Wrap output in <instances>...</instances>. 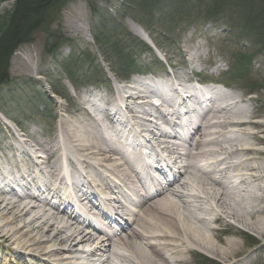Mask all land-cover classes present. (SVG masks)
<instances>
[{
    "label": "bare ground",
    "instance_id": "6f19581e",
    "mask_svg": "<svg viewBox=\"0 0 264 264\" xmlns=\"http://www.w3.org/2000/svg\"><path fill=\"white\" fill-rule=\"evenodd\" d=\"M70 24L74 32L79 31L76 23ZM130 24L135 33L145 37L144 30L139 24L133 20H130ZM20 58L21 64L23 66L27 64L28 72H31L30 68H33V64L27 61L30 59L29 56L20 55ZM194 58H188L191 64ZM175 73L176 75L168 77L172 82L185 78V74ZM160 86L163 88L159 92L156 90L158 87L141 90L126 86L132 89L127 96L130 103L125 105V109L130 110L132 123L131 121L128 123V120L123 118L121 115L123 109L117 104L114 105L113 101L107 102L106 108L101 102L96 101L93 104V111L102 112V121L98 122L91 110L84 106L77 109L78 115L82 117L81 120L69 117L60 119L56 133L51 135L48 142H37L39 150L46 155L43 161H39L27 151L26 147L24 148L23 143L16 139L11 147L15 152L20 153V159L14 156L16 160L11 163V160L7 159L6 163L14 166L13 169L19 172L20 179H29L35 187V192L27 194L24 198L12 199L11 190L5 191L0 188V237L12 247L13 254L32 260L33 256L28 254L33 255L38 252L39 258L33 257L36 259L33 260L35 263L73 264L71 259L77 258L75 254L84 253L83 249L77 246L87 245L90 257L101 256L99 264H187L186 254L194 251L213 253L226 260L227 264L242 262L243 259L235 255L236 252L241 251L235 235L225 238L220 246L214 243V239L220 240L219 233L224 230L230 229L236 235L242 233L240 229L230 226V222L225 218L236 220L246 229L264 234V219L255 216L259 212H264V208L254 204L250 207L251 210L245 209V214L239 210L246 207L247 199L258 203L263 201L259 191L260 182L264 180V151L258 147V144L264 145V141L257 132L246 130V127L253 124L252 114H248L244 100L239 95L237 97L231 95L230 103L227 97L224 98V103L216 104L218 101L213 100L209 110L200 116L198 125L184 137L187 145L184 146L182 160L186 162L183 172L186 176L183 177L181 174L176 178H170L171 181L163 190L160 188L147 195L143 201L141 199L132 223L125 221V224H121L117 221L118 230L109 236L103 227L95 229L89 222L80 220L77 207L80 211L89 213L99 224L106 225V228L113 227L111 223L105 221L107 216L103 218V215L109 211L96 210L92 202L94 196L82 188L76 173L68 174L62 170V158L65 157L67 165L75 170H88L95 165L101 166L106 173L112 174L110 176L112 180L116 179L136 191L138 176L136 174L133 176L132 162L125 160L120 163L110 152L116 153L121 145L118 133H121L125 127L130 133L135 123L147 131L148 139L160 140L152 130L157 121L162 119V113L157 109L152 112L146 109V104H153L149 100L153 95L163 97L167 105H170L171 96L177 93L178 89L187 97L192 95L189 94L190 90L180 83L175 84L176 88L173 83L167 81ZM139 103H146L138 107L146 115L143 118L136 109L138 111L134 112L136 116H132L131 111H135L132 109ZM213 127L217 130H213ZM176 135V133H168L167 138H170L169 141L173 144L172 151L179 154L177 148L179 141ZM142 136L145 135L142 133ZM139 140L141 141L142 138ZM136 149L141 152L142 147ZM74 153H81L84 158L75 159L70 155ZM133 153L136 154L135 151ZM23 158L26 160L25 163ZM202 160H210L207 165L211 167L209 170L199 164ZM42 163L46 165L44 173L47 174H43L39 169ZM190 169L193 171H189ZM232 170L240 172L239 184L233 185L230 178L223 181V174L229 175ZM34 172L36 174L31 176ZM86 173L87 183L94 182L91 176L93 171L88 170ZM142 173L145 174L148 185L153 187L157 179L148 176L147 168L143 169ZM66 181H70L74 186L76 207L66 204V194L60 187ZM191 183H194L198 191L205 195L206 202L210 201L217 206L216 213L212 212L209 206L201 207L206 202L192 191ZM44 193L47 196H44ZM111 193L115 194L112 191ZM27 199L28 203L25 202ZM197 206L202 208V212L206 215L212 216L213 223H220L224 228L218 230L207 226L204 216L196 211ZM103 207L109 209L106 204ZM196 221L198 225L195 224ZM40 255L43 256L42 261ZM10 260L13 262L12 259ZM97 260L96 258L95 261ZM0 263L9 264V259L2 255L1 250Z\"/></svg>",
    "mask_w": 264,
    "mask_h": 264
},
{
    "label": "rangeland",
    "instance_id": "374dc122",
    "mask_svg": "<svg viewBox=\"0 0 264 264\" xmlns=\"http://www.w3.org/2000/svg\"><path fill=\"white\" fill-rule=\"evenodd\" d=\"M18 1L0 0V30L4 29L14 9L16 10ZM125 1L65 0L61 6L55 7V9L53 5L50 6L48 2L46 3L45 20L35 27L33 33L29 35L28 41L22 42L11 54L8 69L10 77L0 84V108L6 111L8 118L15 120L22 127L17 128L0 112V159L3 162L6 158L11 157L10 150L14 151L10 148V143L16 141L12 138L13 133L28 147V151L32 155L37 156L39 161H43L46 155L39 150L36 142H48L56 131L58 119L63 117L59 114L62 112L61 110L67 112V117L81 120L82 117L78 115L77 109L83 107L84 99L90 98L93 92L98 91L102 94L99 97L101 100L99 103L109 102L112 97L110 92L117 89L116 84L109 86L106 81L107 78L111 81L115 80L109 69L112 67L121 79H125V76L120 72V62L128 60L135 62L133 71H138L139 68L143 69V71L133 73L137 78L166 76L168 70L172 74L179 72L185 74V78H194L191 76V72L196 73L201 69L204 66L202 62L215 61L216 63V61H220L223 63V68L228 70L229 67L234 66L238 58H248L255 52L251 59L249 57L247 70L240 78L236 80L223 79L230 76L228 70L223 74L224 77L221 80L225 85L234 88L233 91L245 100L244 106L248 114L251 113L254 118H261L260 120L264 121V44L259 51H256L262 43L257 33H264V26L259 28L258 24L261 21L256 15L258 14L259 17L260 10H264V0H253L255 12H253L251 20L246 15L245 20L244 10L233 5H228L226 10H222L221 7L209 10L207 6L215 5L218 0H177V2L175 0L176 3L173 0H165L163 3L165 7L161 12L165 15L161 18V14L154 11V17L150 20L152 28L146 30L148 34L152 32L155 36V43L162 46L161 50H153V52L148 51V47L133 41L123 33V31L129 32L135 38L141 39L132 30L130 24L132 19L129 16L130 11L134 14L137 12L136 15L140 16V10H137L138 8L130 10V4L127 8ZM91 6L94 10L98 8L99 13L93 14ZM208 11L214 14L212 17L215 16L216 22L210 18H204V14ZM186 17H190V22L176 28V25ZM254 18H256L255 21ZM72 22L76 23L78 32H74L73 27L70 26ZM134 22L138 24L136 20ZM100 25L102 26L98 27ZM170 26L175 28V37L169 41L164 38V34L165 29ZM92 27L102 31V37L106 43L103 41L100 44V49L104 56L93 42ZM57 40L66 42L56 50L51 47L50 43L56 44ZM191 50H199L202 54L199 63L191 64L186 61L185 55ZM204 53L208 54L207 58L211 57L209 62L206 59L203 60ZM26 54L30 58L27 61L33 64V68H30L31 72H28L27 64L24 63L26 66H23L20 62V55L25 56ZM156 58L161 61H155ZM161 62L163 63L161 64ZM62 63L68 64L71 78L77 81L74 86L65 79L66 74L62 72ZM96 64H99L100 67H95ZM37 75L39 77H36ZM62 78L64 80L60 81L59 79ZM130 78L126 79L129 83ZM52 88L59 90L60 94H65L68 101L60 95H56L55 98L50 96ZM249 91L253 92L249 93ZM24 158L23 160L26 162ZM13 161L14 158H12ZM41 166L44 170L45 165L42 163ZM260 185L259 194L263 201L258 203L255 200L247 199L246 207L236 206L242 213L245 214V209L251 210L250 207H253L254 204L264 208V180L260 182ZM255 216L258 219H264V212H259ZM213 225H217L218 229L224 227L220 223ZM247 230V233L243 232L239 235L230 229L224 230L219 233L220 240L214 239V243L220 246L225 238L235 235L241 250L235 255H248L246 264H264V234ZM206 233L208 234V232ZM248 235L253 236L255 240L251 241ZM255 243L258 245H254ZM11 249L12 247L2 241L0 237V250L2 255L9 259V264H33V260L30 261L31 258L27 260L25 257L16 256ZM197 253L201 256L192 253L186 255L187 264H204L199 261L204 256L215 258L219 264L224 261L213 253L205 254L200 251ZM207 264H214V262Z\"/></svg>",
    "mask_w": 264,
    "mask_h": 264
},
{
    "label": "trees",
    "instance_id": "16d2710c",
    "mask_svg": "<svg viewBox=\"0 0 264 264\" xmlns=\"http://www.w3.org/2000/svg\"><path fill=\"white\" fill-rule=\"evenodd\" d=\"M65 0H19L16 5V10L10 16L6 26L4 29L0 30V84L8 79L9 73V59L13 52V50L22 42L27 41L29 39V35H31L35 27L42 23L45 20V14L47 13V2L49 5H53L55 7H59L64 3ZM164 0H134L138 9L142 10V18L146 21L147 14H151L152 10H159L163 6L161 3ZM235 6H240L246 9V13L254 12L253 8V0H228ZM255 2V1H254ZM45 3V4H44ZM219 2L216 3V6ZM43 7V8H42ZM93 12L94 10L93 6ZM144 12H146V16L144 17ZM262 14H264V10H260ZM250 13V14H252ZM253 15V14H252ZM257 18L261 17V15H256ZM255 16V17H256ZM262 26H264V22H262ZM96 41H99L101 36V31H95ZM264 40V33L261 35ZM54 38V37H52ZM56 39L54 40L55 43ZM60 41L57 40L56 44L50 43V45L57 46Z\"/></svg>",
    "mask_w": 264,
    "mask_h": 264
}]
</instances>
